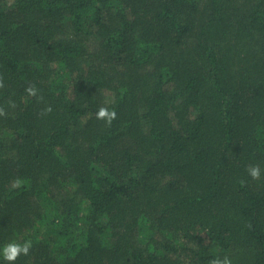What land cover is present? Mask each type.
<instances>
[{"label":"trees","instance_id":"obj_1","mask_svg":"<svg viewBox=\"0 0 264 264\" xmlns=\"http://www.w3.org/2000/svg\"><path fill=\"white\" fill-rule=\"evenodd\" d=\"M10 244L0 264H264V0H0Z\"/></svg>","mask_w":264,"mask_h":264},{"label":"clouds","instance_id":"obj_2","mask_svg":"<svg viewBox=\"0 0 264 264\" xmlns=\"http://www.w3.org/2000/svg\"><path fill=\"white\" fill-rule=\"evenodd\" d=\"M98 115L111 119L112 117H114L115 113L114 112L109 113L105 109H101ZM250 171L253 176H256L259 174V170L256 168H253ZM27 250H28L27 245L21 246V245L10 244L4 247L3 249H0V255H3V258L7 261H14L17 255L21 253H26Z\"/></svg>","mask_w":264,"mask_h":264}]
</instances>
